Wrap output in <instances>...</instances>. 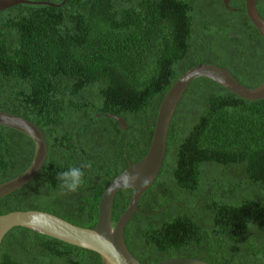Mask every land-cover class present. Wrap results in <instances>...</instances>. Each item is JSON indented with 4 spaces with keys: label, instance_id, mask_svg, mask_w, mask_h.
I'll use <instances>...</instances> for the list:
<instances>
[{
    "label": "trees",
    "instance_id": "1",
    "mask_svg": "<svg viewBox=\"0 0 264 264\" xmlns=\"http://www.w3.org/2000/svg\"><path fill=\"white\" fill-rule=\"evenodd\" d=\"M228 6L66 0L0 11V112L33 123L47 145L42 170L0 199V216L39 211L93 229L106 187L145 156L160 103L184 72L215 65L240 85L258 87L264 41L244 0ZM256 10L264 19V0ZM33 152L30 138L0 126V184L21 175ZM84 161L92 162L84 184L65 194L57 173ZM131 194L115 196L112 225ZM138 208L124 242L140 264L182 257L264 264V99L193 80L173 113L159 175ZM0 264L102 263L97 253L15 227L3 238Z\"/></svg>",
    "mask_w": 264,
    "mask_h": 264
},
{
    "label": "water",
    "instance_id": "2",
    "mask_svg": "<svg viewBox=\"0 0 264 264\" xmlns=\"http://www.w3.org/2000/svg\"><path fill=\"white\" fill-rule=\"evenodd\" d=\"M65 1L63 0L60 5H56L27 0H0V11L20 4L60 7ZM244 1L246 15L264 41V19L256 10L257 0ZM229 2L230 0H223L226 9H229ZM199 78L211 80L244 100L264 99V81L256 88H247L240 85L227 70L215 65L200 64L187 70L175 81L160 103L151 142L145 156L136 164H129L106 187L99 203L98 219L93 229L77 227L56 216L39 211L11 212L0 216V247L3 238L10 230L15 227H22L60 242L97 253L102 264H140L125 245L124 230L134 214L139 211V199L154 184L159 175L165 157L167 133L173 113L189 84ZM107 117L114 119L121 130L127 128L126 123L120 117ZM0 126L24 134L34 144L33 159L30 166L18 177L0 184L1 199L26 186L40 173L46 160L47 145L42 132L24 118L0 112ZM125 173L136 175L138 179L130 186L123 185L122 177ZM123 190H131L132 194L126 210L112 225L114 199L117 193ZM157 264L208 263L194 258L182 257L164 260Z\"/></svg>",
    "mask_w": 264,
    "mask_h": 264
},
{
    "label": "clouds",
    "instance_id": "3",
    "mask_svg": "<svg viewBox=\"0 0 264 264\" xmlns=\"http://www.w3.org/2000/svg\"><path fill=\"white\" fill-rule=\"evenodd\" d=\"M92 169L91 161H84L79 164V166L72 165L66 170L57 173V181L59 182V188L65 194L77 192L85 180V170ZM138 179L136 175H129L125 173L122 177L123 185H132ZM146 182V181H145Z\"/></svg>",
    "mask_w": 264,
    "mask_h": 264
}]
</instances>
